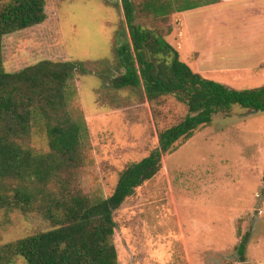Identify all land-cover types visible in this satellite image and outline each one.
Returning <instances> with one entry per match:
<instances>
[{"label":"rangeland","instance_id":"obj_1","mask_svg":"<svg viewBox=\"0 0 264 264\" xmlns=\"http://www.w3.org/2000/svg\"><path fill=\"white\" fill-rule=\"evenodd\" d=\"M46 1L44 24L4 38L5 70L13 74L42 61L84 64L88 74L76 73L70 101L88 130L80 187L95 201L107 199L121 173L148 157L158 147L159 132L183 120L187 108L173 97L150 104L144 88L111 86L123 73L118 1ZM153 20L138 23L155 28ZM167 41L176 48L173 37ZM191 54L185 43L181 61L188 66ZM204 77L238 91L264 87L257 80L248 84L242 75ZM26 146L48 153L40 124ZM114 221L119 264H244L237 248L245 238V263L264 264V114L236 108L216 116L163 158L159 175L124 202ZM48 230L39 215L0 210V246ZM13 264L27 263L19 257Z\"/></svg>","mask_w":264,"mask_h":264},{"label":"trees","instance_id":"obj_2","mask_svg":"<svg viewBox=\"0 0 264 264\" xmlns=\"http://www.w3.org/2000/svg\"><path fill=\"white\" fill-rule=\"evenodd\" d=\"M124 15L120 33V67L110 80L116 90L144 88L155 104L173 97L187 108L178 124L161 130L158 147L148 157L129 165L114 193L95 201L80 187L88 130L70 101L76 73L88 74L76 61H42L16 73L4 66L6 36L42 25L46 0H0V210L39 215L50 230L0 246V264L19 257L27 264H119L113 238L115 212L163 168V158L178 151L195 133L212 125L218 115L239 108L264 114V87L233 90L203 78L180 60L167 41L174 32L172 0H116ZM153 18L155 28L139 24ZM160 23V24H159ZM160 26H159V25ZM48 140V153L26 146L35 125ZM247 239L238 246L244 264Z\"/></svg>","mask_w":264,"mask_h":264},{"label":"crops","instance_id":"obj_3","mask_svg":"<svg viewBox=\"0 0 264 264\" xmlns=\"http://www.w3.org/2000/svg\"><path fill=\"white\" fill-rule=\"evenodd\" d=\"M191 1H172L178 3L169 37L177 44L180 60L189 43L193 62L188 64L203 78L234 74L248 84H264V0H202L194 6Z\"/></svg>","mask_w":264,"mask_h":264}]
</instances>
